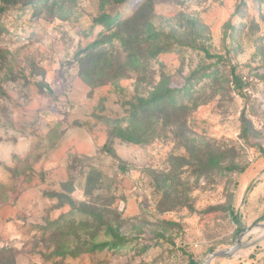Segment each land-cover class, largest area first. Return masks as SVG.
Returning a JSON list of instances; mask_svg holds the SVG:
<instances>
[{"label": "rangeland", "instance_id": "1", "mask_svg": "<svg viewBox=\"0 0 264 264\" xmlns=\"http://www.w3.org/2000/svg\"><path fill=\"white\" fill-rule=\"evenodd\" d=\"M262 225L264 0H0V264H264Z\"/></svg>", "mask_w": 264, "mask_h": 264}, {"label": "trees", "instance_id": "2", "mask_svg": "<svg viewBox=\"0 0 264 264\" xmlns=\"http://www.w3.org/2000/svg\"><path fill=\"white\" fill-rule=\"evenodd\" d=\"M162 94V93H161ZM157 94L151 102L149 101H140L133 108V112L130 116L131 125L128 127L127 131H121L120 134L126 138L127 141H132L135 144H143L147 141V136H149V130L152 129V115L157 116V111L161 110L162 106L157 104V100L161 98H166ZM158 98V99H157ZM152 111V115L147 112ZM158 117V116H157ZM103 246H106L105 244ZM116 247V245L114 246ZM189 264H196L190 262Z\"/></svg>", "mask_w": 264, "mask_h": 264}, {"label": "water", "instance_id": "3", "mask_svg": "<svg viewBox=\"0 0 264 264\" xmlns=\"http://www.w3.org/2000/svg\"><path fill=\"white\" fill-rule=\"evenodd\" d=\"M262 227L264 228V225H262ZM240 238L241 237L239 236L237 243L234 246H232V247H230L224 251L209 254L201 264H210L211 261L217 257H231V256L235 255L236 253H238L240 251V249L242 247Z\"/></svg>", "mask_w": 264, "mask_h": 264}]
</instances>
